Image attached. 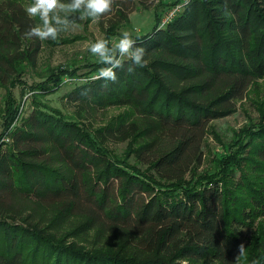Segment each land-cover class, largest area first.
I'll use <instances>...</instances> for the list:
<instances>
[{
    "label": "trees",
    "instance_id": "16d2710c",
    "mask_svg": "<svg viewBox=\"0 0 264 264\" xmlns=\"http://www.w3.org/2000/svg\"><path fill=\"white\" fill-rule=\"evenodd\" d=\"M24 4L0 0L2 86L21 83L40 47H23L39 23ZM117 4L106 37L129 23ZM131 37L146 65L129 73L124 57L105 87L92 79L105 65L85 62V80L65 95L74 113L41 98L78 76L76 61L47 66L30 86L33 109L0 145V264H264L262 222L238 256L243 228L264 219V107L212 171L197 170L211 121L264 78V0H188ZM6 95L4 132L20 116ZM108 106L124 111L87 123ZM122 141L120 154L109 147Z\"/></svg>",
    "mask_w": 264,
    "mask_h": 264
},
{
    "label": "rangeland",
    "instance_id": "374dc122",
    "mask_svg": "<svg viewBox=\"0 0 264 264\" xmlns=\"http://www.w3.org/2000/svg\"><path fill=\"white\" fill-rule=\"evenodd\" d=\"M180 1L146 0L140 2L139 0H115L112 12L101 17L99 20H92L91 18L79 20L77 25L71 30L61 32L54 43L50 39L40 41V47L35 51V65L27 66L24 73L16 77L21 83L17 81L11 87L0 84V143L6 141L7 132L12 125L17 126L21 122L20 118L27 116L33 109L34 104L31 99L35 89H32L30 86L45 78L43 72L47 66L68 65L71 60L76 61L75 64L80 66L77 71L78 76L67 79L58 88L52 89L47 94L44 93L41 98L42 101L52 107L59 108L65 113H74L75 105L68 101L65 95L74 85L85 80L86 74L84 72L88 71V67L84 63L87 61L98 62V58L93 56L89 51L90 44L98 39H108L111 46V43L116 42L125 31L131 35L142 34L149 31L155 21H158V24L161 26L164 18L169 12L177 8ZM31 2L32 0H25L24 5L27 7ZM64 2H67V0H64ZM116 4L126 11L129 23L126 26L117 27L116 33L106 37L105 28L112 19L117 18L115 14ZM35 42L36 39L32 38V41H26L23 47L31 49L35 45ZM7 90H10L17 99L20 116L4 132L3 128L6 120L4 98L7 96ZM260 105L264 107V78L256 80L247 87L245 96L235 101L234 112L211 121V127L207 131L202 147L203 157L201 164L198 165V171L213 170V159L225 153L227 145H229L234 133L239 132L251 123V121L252 123L259 121L260 118L257 108ZM123 108L124 106H108L103 110L100 109L87 123L92 126L102 125L111 117L123 112ZM126 146V141L109 144L113 152L118 154ZM129 162H133L132 156L129 157ZM235 174L237 177L239 172L236 171ZM261 222L264 223V219L257 218L251 225L252 227L243 228L245 255L249 252L247 245L258 232V226H261Z\"/></svg>",
    "mask_w": 264,
    "mask_h": 264
},
{
    "label": "clouds",
    "instance_id": "9594fccd",
    "mask_svg": "<svg viewBox=\"0 0 264 264\" xmlns=\"http://www.w3.org/2000/svg\"><path fill=\"white\" fill-rule=\"evenodd\" d=\"M114 2L115 0H32L25 8V13L29 18H38L39 23L29 26L24 36L41 41H55L61 32L71 30L79 20H99L111 13ZM89 51L98 58L100 64L105 65L92 77L93 80L105 81V87L107 82L117 81L115 70L124 68V57L131 61L126 69L129 73L134 72L136 67L146 65L145 49L136 46V40L127 31L123 32L116 42L111 43V46L108 39L96 40L90 44ZM244 250L245 246L239 245L238 256L243 255Z\"/></svg>",
    "mask_w": 264,
    "mask_h": 264
},
{
    "label": "built area",
    "instance_id": "2783aa9c",
    "mask_svg": "<svg viewBox=\"0 0 264 264\" xmlns=\"http://www.w3.org/2000/svg\"><path fill=\"white\" fill-rule=\"evenodd\" d=\"M188 0H181L180 3L178 4L177 8H175L172 12H169V14L164 18L163 22L161 25H163L164 23H166L168 20H170L174 14L179 11L182 6L187 2ZM177 10V11H176ZM176 11V12H175ZM6 141H8V137L6 138ZM5 142V141H4ZM2 144V142L0 143V145Z\"/></svg>",
    "mask_w": 264,
    "mask_h": 264
}]
</instances>
